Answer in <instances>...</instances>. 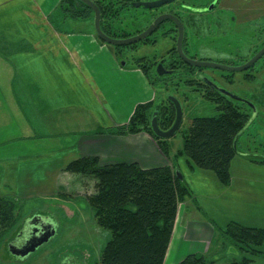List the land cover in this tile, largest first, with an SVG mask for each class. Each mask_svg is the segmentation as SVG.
<instances>
[{"label":"crops","instance_id":"obj_1","mask_svg":"<svg viewBox=\"0 0 264 264\" xmlns=\"http://www.w3.org/2000/svg\"><path fill=\"white\" fill-rule=\"evenodd\" d=\"M64 1L0 0V195L41 207L62 200L79 177L66 167L81 157L171 164L201 215H176L163 264L191 253L211 260L213 240L229 222L264 228V163L246 149L232 159L225 185L212 170L167 157L148 131L118 130L138 105L156 101L155 86L138 57L121 63L117 48L102 42L87 19L67 14ZM239 1L249 10L243 21L264 14V0ZM250 264H264V254Z\"/></svg>","mask_w":264,"mask_h":264},{"label":"trees","instance_id":"obj_2","mask_svg":"<svg viewBox=\"0 0 264 264\" xmlns=\"http://www.w3.org/2000/svg\"><path fill=\"white\" fill-rule=\"evenodd\" d=\"M113 1L108 0V7L111 9L114 6ZM69 3L75 6V0H69ZM103 13L107 15L104 11ZM136 62L143 67L149 78V66L153 63L144 56L138 57ZM179 63L184 67L179 76H184V80L190 79L193 84L198 83V90L205 98L215 103L218 113L192 117L188 129L183 133L182 147L178 148L173 156L185 157L190 168L195 166L212 170L219 181L227 185L231 180V161L240 153L239 136L247 125L253 123L248 122L251 108L246 103L223 95L205 81L193 76V71L199 68L192 67L182 60ZM175 64V60L170 61L168 68L176 67ZM231 76L229 75V81H232ZM255 77L256 75L250 72L245 74L247 80H253ZM150 81L154 85V82ZM156 106H159V127L168 129L175 118V108L169 100L168 104L163 106L153 102L138 105L127 126L118 130L148 131L164 154L172 159L169 138L155 136L150 127V118ZM238 134L235 145L234 140ZM257 162L264 163V156ZM66 170L83 175L91 174L94 178V190L88 196V203L95 223L109 231V238L94 264H163L178 203L186 196H191L180 170L168 164L152 167H141L136 162L101 164L97 157L73 160ZM17 203L15 197L0 195V223H10L14 219L13 210ZM25 222L26 220H23L13 228L5 244L9 246L15 233ZM219 235L232 239L249 254L228 264H250L254 257L264 254L261 250V247H264L263 227L246 226L232 221ZM178 264H209V261L203 254L191 253Z\"/></svg>","mask_w":264,"mask_h":264},{"label":"rangeland","instance_id":"obj_3","mask_svg":"<svg viewBox=\"0 0 264 264\" xmlns=\"http://www.w3.org/2000/svg\"><path fill=\"white\" fill-rule=\"evenodd\" d=\"M66 1L69 2V0ZM67 14H70V12H67ZM231 20L232 16L228 14L224 20V23L228 24L225 27L222 26L218 32L215 25L211 27L216 32L215 34L212 33L213 35L211 34L210 37V39H215V44H211V47L202 45L200 47L195 46V48L190 47L188 54L199 59L207 57L208 60L214 62L232 63L233 65H240L245 62L248 57L252 56L251 53L254 48L256 51L264 44V14L253 22L245 24L244 28L243 26L239 27L237 31ZM85 22L89 27L92 19ZM138 26L140 25H122L121 30L129 32ZM256 30L257 34L255 35ZM259 37L261 39L257 44L256 40ZM220 40H223V42ZM173 45V41L163 38L156 46L144 45L139 42L137 45L121 46L117 49L121 51V61H131L134 57L137 58L143 55L148 56V59H154V55H164ZM205 45H207V42ZM214 45L218 51L212 47ZM235 50L238 51L236 55ZM230 53H233L234 56L230 57ZM204 70L209 78L223 89L246 98L257 106H264V57L256 61L253 68L245 71L230 72L212 68H205ZM248 72L255 74L256 77L253 80H247L245 74ZM220 73L232 75V81L218 79ZM149 74V80L154 82L157 92L154 104L157 103L161 106L168 104L165 95L172 94L179 99L183 107V121L174 135L168 139L170 153L174 155L176 150L182 147L183 133L188 129L192 117L214 115L218 111L215 103L205 98L204 94L198 90V83L193 84L190 79L184 80V76L174 74L162 77V79L156 77V72ZM263 106L259 107L262 114L260 120L246 126L240 137V140L244 142L239 145V148L246 149L250 153V159L254 161H259L264 156ZM181 158L174 156L176 160ZM171 167L175 168L174 165H171ZM70 173L77 174L79 177L76 178L75 175L72 177V189L64 192L65 194H61L62 200L47 202L46 207L39 206L37 202L25 204L17 200L18 203L13 210L14 219L10 223H0V264H94L96 262L101 248L109 238V231L94 222L88 205V196L94 190V178L91 174ZM188 196L178 203V217H185L187 211L190 210L193 215L200 216L201 214L194 209L195 204L193 205L191 196ZM47 213L50 214L54 222L55 234L34 251L29 252L28 255L22 257L14 254L8 244H5L13 228L23 220H31L32 218H29L32 215L43 217ZM261 250L264 251V247H261ZM245 252L232 239L225 235H219L213 241V247L209 252L213 261L208 258L207 260L209 264H228L232 260H240L245 255L249 256Z\"/></svg>","mask_w":264,"mask_h":264},{"label":"flooded vegetation","instance_id":"obj_4","mask_svg":"<svg viewBox=\"0 0 264 264\" xmlns=\"http://www.w3.org/2000/svg\"><path fill=\"white\" fill-rule=\"evenodd\" d=\"M92 1L96 5H98L100 9V24H101L102 29L108 35L115 37V38H125V37H130L132 35L138 34L144 31L145 29H147L159 15L164 14V13L173 14L174 16L179 18L180 22L183 25V31H184L183 37H182L183 50L187 56L192 57V58H195V56L188 54L190 47L195 48V46L200 47L201 45L211 47V44H215V39H210L211 34L216 33L213 31L211 27L215 25L217 32L222 28V26L225 27L226 24L228 23H224V20L228 14L232 16L231 21H233V26L236 27L235 29L236 31L238 30L239 27L243 26L244 28L245 24L249 22H253L255 19L259 18L257 16L250 18V15H247V17L249 18L247 19V21H243V18L241 16L246 14L249 10L246 8H240L238 6L240 4L239 0H234L233 2L232 0H173L170 3H165L158 7H153V8H145L141 5L135 6V3L142 2V1L143 2L144 1H155V0H114L113 1L114 6L112 8L113 10L110 7H108L109 6L108 0H92ZM74 5L75 6H71L68 1L67 2L65 1V3L63 4V8L65 11L70 12L71 15L79 18L80 20L92 19L91 23L93 25V22H94L93 10L90 7L89 8L86 7L87 5H85L82 1H79V0H75ZM225 5H228V6H225ZM103 11L107 13V15H105ZM132 23L138 24L140 26H138L133 31H129V32L121 30V28H123L122 24L130 25ZM256 34H257V30L255 31V35ZM163 38H166L169 41H173L174 45L164 55H159V56L154 55L155 57L154 59H150V58L148 59V56L145 55L148 61L153 63L152 65L149 66L150 73L152 74L153 72H156L157 64L160 61H162L164 68L166 70H170L173 72V73L171 72V75L174 74L178 76L180 73H183L181 71H182V68L184 69V67L182 64L180 65L179 62H181V59L176 52L178 27L174 22L170 20H165L159 23L149 35L137 41L136 43H133L130 45H137V43L141 42L144 45H152V46L155 45L156 46ZM260 39L261 38L259 37L258 40H256V42H258L257 44H259ZM220 41L223 42V40H220ZM206 42H207V45H205ZM130 45H127V46H130ZM112 46L116 48L118 47L114 45ZM212 47H214V49L218 51L215 45ZM259 49L255 51V48H254L253 52L251 53L252 56ZM170 50H172V52ZM117 51L121 55V51L118 49ZM237 53L238 51L235 50V55ZM232 56H234L233 53H230V57ZM263 57H264V54L262 55L261 59H263ZM196 59H199V58H196ZM200 59L208 60L207 57H202ZM248 59L249 57L247 58V60ZM173 60L177 62V64H175L177 66L173 68H168L169 62ZM255 64L256 62L247 70L253 68ZM204 69L205 68H199L193 71V76L197 77L200 80H202V78H200L201 75L209 78V76L206 74ZM166 76L167 75L165 74V75H162L160 78L166 77ZM218 79L229 80V74L220 73V75L218 76ZM254 105L257 109V112H256L255 117L251 120V122H255L256 120H259L258 116L260 115L258 110H259V107L261 106L258 105L257 107L256 104ZM241 136L242 134L239 136V138ZM28 228H29V221H26L18 229L19 231L15 233V236L12 238V241L9 243L10 249L11 248L18 249L19 246H21L24 243V237L28 233L27 232ZM25 245L27 246V243H25L23 246Z\"/></svg>","mask_w":264,"mask_h":264},{"label":"water","instance_id":"obj_5","mask_svg":"<svg viewBox=\"0 0 264 264\" xmlns=\"http://www.w3.org/2000/svg\"><path fill=\"white\" fill-rule=\"evenodd\" d=\"M82 1L85 5L90 7L93 12H94V31L95 34L98 36L99 39L102 41L114 45V46H127L133 43H136L137 41L143 39L147 35H149L155 27L165 21V20H170L174 22L177 27H178V38L176 41V52L178 56L180 57L181 60H183L186 64L192 66V67H198V68H213V69H220L224 71H230V72H235V71H245L248 68H250L256 61H258L262 55L264 54V44L263 46L248 60L243 62L240 65H233V64H228V63H221V62H214L211 60H203V59H196L189 57L185 54L182 46V37H183V25L180 22L179 18L174 16L173 14L170 13H164L159 15L154 22L144 31L132 35L130 37H125V38H115L110 35H108L101 27L100 24V9L98 5H96L92 0H79ZM173 0H155V1H142L135 3V6H143L145 8H153V7H158L162 4L165 3H170ZM121 63H124V61H121ZM172 71L166 70L163 66L162 61H160L157 66H156V77H161L162 75H168ZM200 78H202L203 81H205L207 84H209L211 87L215 88L217 91L222 93L225 96H229L233 99H236L238 101H241L243 103H246L252 108V115L249 119L248 122H250L256 115L257 109L253 103L248 101L246 98L237 96L235 94L230 93L229 91L223 89L219 85H217L215 82L210 80L209 78L201 75ZM166 98L173 103L174 108H175V118L172 123V125L168 129H162L158 125V114H159V106H156L152 112L151 118H150V127L152 132L154 133L155 136L160 137V138H169L174 133L179 129L182 121H183V107L181 102L177 97H175L172 94H167ZM241 133V132H240ZM239 134L236 136L234 140V144L236 145L237 139H238ZM177 175L181 177L179 172H177ZM32 219L29 220V228H28V233L24 237V243L19 246L18 249H12V252L14 254H17L18 256H25L28 255L29 252L34 251L39 245H41L43 242L48 241L49 238H51L55 234V226L54 222L51 219L50 216H37L34 215L31 217ZM25 243H27V246H23Z\"/></svg>","mask_w":264,"mask_h":264}]
</instances>
